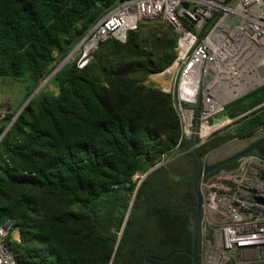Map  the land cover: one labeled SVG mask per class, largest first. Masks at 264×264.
I'll return each mask as SVG.
<instances>
[{
  "label": "trees",
  "instance_id": "16d2710c",
  "mask_svg": "<svg viewBox=\"0 0 264 264\" xmlns=\"http://www.w3.org/2000/svg\"><path fill=\"white\" fill-rule=\"evenodd\" d=\"M121 1L0 0V85L23 91L0 134ZM176 42L167 20L142 19L83 66L66 62L17 114L0 139V225L10 221L6 244L17 264H193L195 176L224 159L206 161L224 144L263 137L254 136L264 84L211 116L212 125L231 122L199 143L183 134L172 92L151 80L172 63ZM49 83L54 94L43 92Z\"/></svg>",
  "mask_w": 264,
  "mask_h": 264
},
{
  "label": "built area",
  "instance_id": "2783aa9c",
  "mask_svg": "<svg viewBox=\"0 0 264 264\" xmlns=\"http://www.w3.org/2000/svg\"><path fill=\"white\" fill-rule=\"evenodd\" d=\"M154 17L172 24L177 42L172 63L151 78L174 80L168 91L182 132L204 143L222 126L210 124L211 116L264 84V0H122L85 33L67 61L83 66L101 42L125 41L140 20ZM8 112V105L0 106V118ZM261 136L264 122L254 137ZM237 161L200 179V264H264V157L251 152ZM135 178L140 182L143 175ZM6 222L0 225V264H17L6 244Z\"/></svg>",
  "mask_w": 264,
  "mask_h": 264
},
{
  "label": "water",
  "instance_id": "95a60500",
  "mask_svg": "<svg viewBox=\"0 0 264 264\" xmlns=\"http://www.w3.org/2000/svg\"><path fill=\"white\" fill-rule=\"evenodd\" d=\"M68 54L58 63V65L51 71V73H49L48 76L28 96V98L25 100V102L22 104V106L17 111V114L30 101V99L36 94V92L48 81V79L61 66H63L66 62H68L67 61ZM11 124H12V121H10L6 125L5 129L0 134V139L2 138V136L4 135V133L9 129V127L11 126ZM263 145H264V136L262 138L256 140V141L250 143L249 145H247L243 149L239 150L238 152L234 153L233 155H231L229 157H226L223 160H221V161H219V162L211 165L209 168L203 169L202 167H200L198 169V172H197V174L195 176V179H194V189H195L196 196H197V202H196L195 215H194V218H193V221H192V227H193V249H192V252H190V255L192 257L193 264H200V260H199V242H198V237H199L198 225H199L200 210H201V194H200V188H199L201 177L210 174L211 172H213L215 169H217L219 166H221L225 162H229L231 160L238 159L241 156L247 155V154H249L251 152L257 154L258 156L264 157ZM9 225H10V221H7L6 224L3 227L5 229H7L9 227ZM170 254L171 253H169L168 256Z\"/></svg>",
  "mask_w": 264,
  "mask_h": 264
},
{
  "label": "rangeland",
  "instance_id": "374dc122",
  "mask_svg": "<svg viewBox=\"0 0 264 264\" xmlns=\"http://www.w3.org/2000/svg\"><path fill=\"white\" fill-rule=\"evenodd\" d=\"M151 80L154 83L163 86L167 90L171 89V82L174 81L172 79V81H169V83L164 84L161 79H152L151 78ZM9 88H10V86H9ZM56 91H57V86L54 83H49L47 86H45L43 88V92L45 94H48V95L54 94ZM22 98H23V91H21L18 87L14 86L13 89H8L7 85L6 86L0 85V100H1V102L5 101V103L1 104L0 106H2V105H6L7 106L8 105L9 109H10V105H11V107L12 106H17L21 102ZM229 122H231V121L224 120V121L220 122V124L222 125L220 128H222L224 125H226ZM251 140H252V138H250V139H235V140H232V141L224 144L223 146H221L217 150L213 151L209 155V157L206 159V161L208 163H213V162H215L217 160L225 158V157L233 154L234 152H237V151L243 149L245 146L248 145V143Z\"/></svg>",
  "mask_w": 264,
  "mask_h": 264
},
{
  "label": "clouds",
  "instance_id": "9594fccd",
  "mask_svg": "<svg viewBox=\"0 0 264 264\" xmlns=\"http://www.w3.org/2000/svg\"><path fill=\"white\" fill-rule=\"evenodd\" d=\"M1 104H2V103L0 102V105H1ZM3 104H4V103H3ZM8 110L10 111L9 106H8ZM14 115H15V117H16V116H17V113H15ZM11 118H12V117H11ZM14 119H15V118H14ZM14 119H13V120H14ZM13 120L10 119V121H12V122H13ZM10 121H9V122H10Z\"/></svg>",
  "mask_w": 264,
  "mask_h": 264
},
{
  "label": "crops",
  "instance_id": "0c3cea01",
  "mask_svg": "<svg viewBox=\"0 0 264 264\" xmlns=\"http://www.w3.org/2000/svg\"><path fill=\"white\" fill-rule=\"evenodd\" d=\"M0 102H1V100H0ZM6 102H7V101H6ZM1 103L3 104V103H5V101H4V102H1Z\"/></svg>",
  "mask_w": 264,
  "mask_h": 264
}]
</instances>
